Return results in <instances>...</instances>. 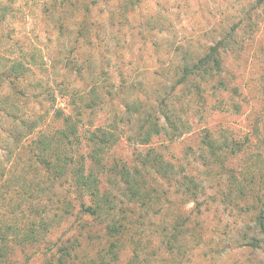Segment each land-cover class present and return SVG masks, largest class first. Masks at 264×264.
Listing matches in <instances>:
<instances>
[{"label": "rangeland", "instance_id": "374dc122", "mask_svg": "<svg viewBox=\"0 0 264 264\" xmlns=\"http://www.w3.org/2000/svg\"><path fill=\"white\" fill-rule=\"evenodd\" d=\"M124 2L128 11L119 17L118 8ZM5 3L9 8L0 21V51L23 49L29 54L34 45L39 51L31 72L20 81L19 93L8 84L0 88V99L6 100L5 110H0V216L16 212L26 225V218L34 213L58 210L55 203L67 195L61 177L54 184L43 181L45 172L38 168L37 148L31 142L38 131L54 133L49 139L57 138L61 107L67 103L61 97L58 60L62 55L61 0H0V5ZM73 12L76 20L84 15L82 9ZM86 19L92 35L98 29L109 55L105 68L111 81L124 83L127 95H115L94 107L93 123L84 129L95 131L94 126L102 122L118 135L108 149V169L113 160L140 166L138 155L153 148L173 165L175 173L166 179L150 172L148 180L157 189L153 195L161 203L147 212L135 208L130 213L141 229L139 234L134 232L140 243L133 264H264V230L256 200L260 196L264 201V0H100L90 4ZM215 45L220 46L221 71L201 82V95L190 83L195 77L185 86H173L175 78L170 74L181 56L190 53L197 59ZM95 61L99 62L97 55ZM71 79L77 85L87 81ZM136 98L147 112L128 111L125 101ZM145 118L158 125L159 131L149 143H139ZM84 129L79 130L84 133ZM13 130L27 135L12 139ZM206 134L215 145L228 143L218 150L226 154L223 163L209 153ZM86 148L82 142L79 153ZM103 173L104 181L108 175L115 183L108 185L112 195L125 201L119 193L122 178L114 171L104 169ZM243 173H250L257 182L245 186L243 193L235 192V203L225 202L227 176L239 179ZM187 175L192 176L197 191ZM81 219L74 220L73 215L51 229L46 244L12 251L11 264H47L52 259L50 251L61 240L85 234ZM176 223L185 230L186 245L173 259L159 233L161 225L170 228ZM101 227L93 225L98 237ZM128 242H124L119 264H127L132 256ZM92 247L98 248L88 244L82 252L90 253Z\"/></svg>", "mask_w": 264, "mask_h": 264}, {"label": "trees", "instance_id": "16d2710c", "mask_svg": "<svg viewBox=\"0 0 264 264\" xmlns=\"http://www.w3.org/2000/svg\"><path fill=\"white\" fill-rule=\"evenodd\" d=\"M99 1L91 0L89 3L88 0H61L59 33L61 34L62 55L58 60L61 61V97H65L67 103L65 107H61V129L56 134L57 138L49 139L50 136H54V133L50 135L38 131L31 141L37 148L35 156L38 168H42L45 172L43 181L48 180L54 184L61 177V184H67L65 192L68 196L63 195L62 200L55 203V209L58 210H54L51 214L34 213L31 219L26 218L28 221L26 225L21 224L20 217L16 212L8 211L5 216L1 215L0 264H11L12 251L16 249L22 250L27 246L42 242L46 244L49 231L62 222H67L73 215L74 220L82 218L83 225L80 228H84L85 225V234L79 232L71 239L67 237L61 240L60 244L50 251L54 264H119L120 253L125 248V240H129L128 244L132 246L130 248L132 256L127 264H133L138 259L140 243L138 239L134 238V235L136 232L139 234L141 229L137 227L130 213L135 208L147 212L154 205L157 206L161 203L153 195L157 189L148 180L150 172L166 179L169 178V175L171 177L175 175L173 165L170 162H165L160 154L154 153L153 148L147 149L142 157L138 155L137 160L140 162V166L120 164L113 160L110 169H108V149L113 142L119 139L118 135L109 130L111 126L105 127L102 122L94 126L97 133L92 129L88 131L84 129L85 125L93 123L90 117L94 107L104 105L107 99H113L115 95H127L124 83L115 84L111 81L108 69L105 68L108 65L109 55H106V48L103 47L99 38L98 29L96 31L95 28V34L92 35L91 25L86 19L90 11V4H96ZM126 4L124 2L119 6V17L126 15L128 11ZM7 8L9 6L6 3L0 5V21L5 20ZM75 9L84 10V15L78 20H76L77 15L75 16L73 12ZM120 22L119 19L118 23ZM11 44L14 45L15 42ZM34 46L30 48L29 54L22 52L23 49L0 51V88L8 84L11 89H16L17 93L20 92V81L25 75H28L27 73L31 72L32 62L39 55V51ZM219 48L220 46L216 47L215 45L209 49V52L197 59L190 57V53L181 56L177 60L176 70L170 74L171 78H175L173 86H185L190 79L198 77V81L194 83V79L190 83L194 92L201 95V82L214 71H221L218 59ZM96 55L99 58L98 63L95 61ZM72 76L78 80L86 78L87 81L84 85H77L75 79L70 80ZM120 77L122 78L123 75ZM4 102L6 100L1 98L0 110H5ZM15 105L16 103H10L12 107ZM125 105L128 111L133 113L146 111L144 105L138 102V98L135 101H125ZM86 112H88L87 115H85ZM143 120L142 127L145 130L138 140L139 143H149L152 134H157L159 127L152 121L147 122L148 118ZM80 128L84 129V133L79 130ZM24 134L27 135L25 132L19 133V131L13 130L11 138L14 139L15 136L20 138ZM208 137L209 135L206 134L205 144L209 153L214 156L215 161L223 163L226 161V154H221L218 150L228 143L223 142L218 146ZM82 142L87 148L84 153H79ZM242 148L239 147L238 151H241ZM145 156L151 158L147 159ZM104 169L110 172L114 171L122 178L123 187L119 193L122 194V199L124 198L125 201H119L112 195L113 192L109 187L110 185L114 186L115 183L108 175L105 181L102 179ZM247 175L243 173L239 179L235 175L232 178L227 176L228 178L223 183V185L226 184V190L229 192L224 195L225 202L235 203L238 195L234 194L235 192L243 193L245 186L257 182L250 173ZM184 177L189 185L192 184V189L197 191L198 186L192 178L190 179L192 176ZM253 177L255 176L253 175ZM256 200L259 201L261 207V216L258 218L259 225L264 230V201L260 196ZM75 206L78 208L73 213ZM95 224L103 225L101 237H98L93 231ZM184 231L179 223L170 228L165 225L160 226L159 234L162 236L161 242L165 245L166 252L172 253L173 256L181 254L186 245ZM78 236H81V239ZM127 237L128 239H126ZM84 241L85 243H83ZM88 244L97 245L98 248L92 247L90 253L82 252V247L88 246ZM172 258H177V256ZM52 259L47 264H53Z\"/></svg>", "mask_w": 264, "mask_h": 264}]
</instances>
